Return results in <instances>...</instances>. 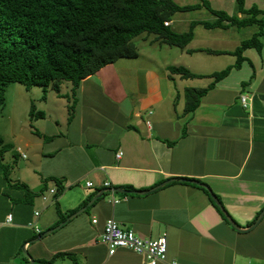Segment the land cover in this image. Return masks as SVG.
<instances>
[{"label": "crops", "instance_id": "1", "mask_svg": "<svg viewBox=\"0 0 264 264\" xmlns=\"http://www.w3.org/2000/svg\"><path fill=\"white\" fill-rule=\"evenodd\" d=\"M244 5L264 9V0H244ZM170 22L172 27L175 20ZM216 29L213 40L194 34L186 47L178 48L179 54L156 35L140 34L134 38L136 59L121 58L87 76L70 100L63 96L71 94L72 85L65 92L62 86L58 93L51 90L53 101L35 110V116L29 102H21L29 89L19 83L6 87L8 103L0 106V150L11 147L1 156V164L9 166L6 175L0 165V264H30L27 253L35 264L59 252L70 255L59 256L53 264H73V259L79 264H145L128 249L108 254L100 241L107 218L144 238L165 234L167 260L264 264V214L249 228L264 209V41L260 51L244 50L247 60L241 67L216 82L193 112H184L185 88L207 87L212 82L208 75L236 61L229 53L202 50L233 51L240 44L220 33L230 26L207 30ZM194 54L228 55L230 60L222 66L215 57L199 55L185 64L204 77L170 73L174 59ZM241 95L248 97V108L241 104ZM70 105L74 110L69 121ZM53 178L64 186L57 197L48 191L56 190ZM171 178L206 184L240 231L200 184L173 181L151 190ZM107 188L124 192L103 193L88 212L41 237L63 214Z\"/></svg>", "mask_w": 264, "mask_h": 264}, {"label": "trees", "instance_id": "2", "mask_svg": "<svg viewBox=\"0 0 264 264\" xmlns=\"http://www.w3.org/2000/svg\"><path fill=\"white\" fill-rule=\"evenodd\" d=\"M235 3L236 12L233 15L210 9L215 20L191 21L187 31L176 32L165 22L171 21L174 14L197 9L199 5H179L174 0H0V106L4 103V91L10 83H19L27 89L41 86L45 91L47 88L57 93L63 83H71V94L63 96L70 100L71 96H75L81 80L87 76L121 58H136L138 50L133 39L140 34H154L163 43L183 49L192 41L193 29L199 24L207 29L241 28L259 23L256 17L264 15V9L256 6L245 8L244 0H236ZM251 47L258 51L262 48V42L256 35L241 41L233 51L202 49L207 53L232 54L236 61L208 75L212 82L207 87L185 88L184 112H193L199 106L201 97L216 82L226 77L231 69H239L247 60L243 51ZM169 71L183 78L204 77L183 66H170ZM73 110L74 106L70 105L69 121ZM8 147L11 145H4L0 150V165L5 175L9 166L1 164V156ZM53 181L56 185V194H53L57 197L64 186L60 180L53 178ZM201 187L209 197L214 195L219 200L206 184L202 183ZM99 199L101 196L96 201ZM78 209L63 214L60 222ZM68 255L59 252L48 260L37 259L35 264H53L59 256ZM73 264L79 263L73 259Z\"/></svg>", "mask_w": 264, "mask_h": 264}, {"label": "rangeland", "instance_id": "3", "mask_svg": "<svg viewBox=\"0 0 264 264\" xmlns=\"http://www.w3.org/2000/svg\"><path fill=\"white\" fill-rule=\"evenodd\" d=\"M177 4L179 5H199L200 7L197 9H192L190 11H185V12H178L176 14H174L173 19L175 20V23L173 24V26L171 27L174 31L176 32H184L187 31L189 28V24H190V20H197V21H212L215 19V15L212 13V10H218V11H224L225 13H227L228 15H233L236 12V3L234 4V2L232 0H174ZM259 21V23L257 24H253L247 27H237V26H230L231 29H229L228 31H220L221 34L223 35H227V36H233L235 39H237L238 42H241L245 39H249L251 37H253L254 35L257 36L258 40L260 42L264 41V15H258L256 17ZM170 21H168V24L170 25ZM219 28V27H217ZM193 32L196 36L197 39L199 38H204L205 39H209V40H213L214 39V34L213 33H217L219 32V29L216 30H207L206 28H204L201 24L197 25L194 29ZM205 34V35H203ZM134 44L136 45V43H138V39H134L133 40ZM173 50H177L174 52V54H179L180 50L178 49V47H174ZM199 55L203 56L206 58V60H210L211 58H214L215 56L212 55H206V54H194L192 55V57H188L186 56V60L183 59H179L178 60H173V62L175 63V65L177 66H183L186 68V64L187 63H193V60H198L197 58L199 57ZM139 58L141 60H143L142 56H139ZM188 58H190V61H187ZM216 60H221L222 61V66L225 65L226 60H230L228 55H218V57H215ZM122 59H130L131 58H122ZM136 59V58H135ZM186 63V64H185ZM133 65L130 64L129 67H132ZM216 67H220V66H216ZM12 85H14L13 83L8 84L7 88H10ZM71 83H63L62 85V91L65 92L67 90V86H71ZM176 85H178V82H176ZM5 89L4 91V103H8V94H7V90ZM51 89H47L44 92L43 87L41 86H33L31 88H29V92L27 94H25L26 96L24 97V100L21 101L23 103V105H25L24 103H28L27 107H29V110L32 111L33 116H35V110H39L41 107L45 106V104L48 102L50 103L51 101H53L52 99L55 93V91L50 95ZM44 95L46 96V100L45 99H41L39 97V95ZM20 96V95H19ZM13 103H18L17 101H14ZM2 106V105H1ZM45 109V107L43 108ZM10 147L7 148V150H9ZM15 165V164H14ZM83 207V206H82ZM89 207L85 210V212H88ZM84 212V211H83ZM82 214V213H80ZM106 246V245H105Z\"/></svg>", "mask_w": 264, "mask_h": 264}, {"label": "built area", "instance_id": "4", "mask_svg": "<svg viewBox=\"0 0 264 264\" xmlns=\"http://www.w3.org/2000/svg\"><path fill=\"white\" fill-rule=\"evenodd\" d=\"M167 24L168 21L165 22V25ZM240 102L244 108H248V97L246 95L240 96ZM148 114H151V112ZM145 125L148 128L151 127V122L148 118H145ZM17 150L22 157H26L20 148H17ZM120 155L121 153L118 152L116 157L119 158ZM104 185L108 186L109 183H105ZM87 186H91V183L88 182ZM49 193H55V188L49 189ZM41 198L42 200H46L47 196L42 195ZM38 215L39 213L35 212V216L37 217ZM7 220H11V214L7 215ZM92 222L95 223L96 219H93ZM29 225L33 226L35 231L39 233V229L35 224L31 223ZM100 241L106 245L109 255H112L118 248H124L140 256L145 264H184L176 259L167 260V239L165 234L156 238H144L132 230L123 229L113 218L105 220Z\"/></svg>", "mask_w": 264, "mask_h": 264}, {"label": "water", "instance_id": "5", "mask_svg": "<svg viewBox=\"0 0 264 264\" xmlns=\"http://www.w3.org/2000/svg\"><path fill=\"white\" fill-rule=\"evenodd\" d=\"M173 181H186V182H189V183H193V184H197L199 185L200 183L196 180H193V179H184V178H171L165 182H162L161 184L153 187L151 190H156L158 189L159 187L169 183V182H173ZM201 185V184H200ZM105 192H124V190L122 189H119V188H107V189H104L102 190L101 192H99L97 195H95L93 198H91L87 203L86 205H84L83 207L79 208L77 211H75L74 213L70 214L68 217L65 218V220H63L62 222H60L57 226H55L54 228L52 229H49L45 232L42 233L41 237L42 236H45L57 229H59L61 226H63L64 224H66L69 220H71L73 217H75L76 215L82 213L83 211H85L88 207H90L103 193ZM134 193H144L143 191H133ZM211 198H212V201L214 202V204L218 207V209L221 211V213L223 214V216L225 217V219L231 224V226L237 230V231H240V228L235 224V222L232 220V218L229 216V214L223 209V206L221 205V203L219 202V200L214 196V195H211ZM264 214V209L260 212V214L258 215V217L256 218L255 222L249 226V228H254L261 220L262 216ZM27 256L29 257L30 259V264H34V260L29 256V254L27 253Z\"/></svg>", "mask_w": 264, "mask_h": 264}]
</instances>
